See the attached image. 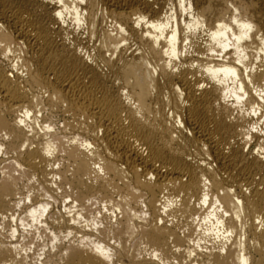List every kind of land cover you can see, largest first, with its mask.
Listing matches in <instances>:
<instances>
[{"label": "bare ground", "instance_id": "bare-ground-1", "mask_svg": "<svg viewBox=\"0 0 264 264\" xmlns=\"http://www.w3.org/2000/svg\"><path fill=\"white\" fill-rule=\"evenodd\" d=\"M230 3L0 0V42L28 46L18 71L0 62V264H264V0ZM117 62L174 150L145 137L144 155L120 127Z\"/></svg>", "mask_w": 264, "mask_h": 264}, {"label": "clouds", "instance_id": "clouds-1", "mask_svg": "<svg viewBox=\"0 0 264 264\" xmlns=\"http://www.w3.org/2000/svg\"><path fill=\"white\" fill-rule=\"evenodd\" d=\"M232 5H237V0H231V3L228 5V7L231 8ZM54 15H56L58 18L57 13H54ZM255 23L257 31L264 30V25L260 24L258 21ZM0 29H3L2 23H0ZM27 48V44H25L22 40L17 43L0 42V62H7L13 71H18L16 61H21L28 54ZM117 68L119 69L120 75H118V78H116L114 81L115 85L117 86L115 96L118 97L117 102L122 106L119 114V123L120 127L125 130L126 133L130 134L131 143L133 146L141 148L143 154L147 155L150 150V146L145 141V137L154 136L160 141L164 150H174L175 147L180 143L179 140H175L173 137V132L175 131L174 122H171L172 126L170 127L168 120L164 119V116L159 110L156 109V115H153L152 110L149 112L147 108L129 104L128 96L136 94L138 84L134 79H129L123 74V70L119 67V62H117ZM10 74L11 72L9 75ZM85 83H87V81H85ZM37 91L41 92L42 95L48 96L52 100L58 96L60 98L59 103L62 105V107L64 109L69 108V101L62 99L54 88H50L47 85L40 83L37 85ZM158 96H163V92L160 91ZM85 118V115L81 116L82 120ZM87 119L89 124L94 122L93 118L91 117H87ZM99 134L103 135V128L99 129ZM188 135L191 136L192 134L189 133ZM87 140L90 142V148L95 147L90 139ZM170 145L171 147H169ZM57 167H59V165H57ZM99 227L102 228L104 225L100 224ZM253 243L256 247H261L259 241H255ZM68 255V252L63 253V258L61 259L60 264H65V259ZM247 264H253L251 256H248Z\"/></svg>", "mask_w": 264, "mask_h": 264}, {"label": "rangeland", "instance_id": "rangeland-1", "mask_svg": "<svg viewBox=\"0 0 264 264\" xmlns=\"http://www.w3.org/2000/svg\"><path fill=\"white\" fill-rule=\"evenodd\" d=\"M56 120V119H55ZM54 120V121H55ZM57 121V120H56ZM57 129V128H56ZM2 160V161H1ZM0 160V172L4 169V167H6L7 165H8V163L10 162L9 160H10V157L9 156H3L2 157V159ZM6 162V163H5ZM15 175H19L18 173H16ZM33 181H36V179H34V180H32V182ZM37 186H38V183L37 182H34ZM28 179H26V178H24V179H22V180H19V186H20V188H21V193L23 192V195L25 194V193H27V191H28ZM31 184H33V183H31ZM30 184V185H31ZM34 185V184H33ZM99 203H101V202H99ZM104 203H102V204H96V205H93V213H94V216L96 215H99L100 216V218H99V220H101L102 222L103 221H105V223L103 222V224H107L108 222H115V217L116 216H118V212H117V214H115L116 212L114 211V213H113V211H110L111 210V208H109V206H108V208L107 207H104L105 205H103ZM107 206V205H106ZM64 207V206H63ZM61 205H60V210L61 211H63V208ZM110 209V210H109ZM57 210V209H56ZM108 210V211H107ZM99 211L101 212V214H99ZM106 211V212H105ZM95 212H96V214H95ZM104 216H103V215ZM99 216H97V217H99ZM106 216V217H105ZM111 216V217H110ZM107 218V220L105 219V218ZM104 219V220H103ZM107 221V222H106ZM113 222V223H114ZM105 226V225H104ZM2 233H6L5 231H3ZM0 238H1V236H0ZM34 238H36L37 239V236L36 237H34L33 235H29V238L27 239V238H25V240H24V244L25 245H27V244H29L30 242H31V240L32 239H34ZM27 239V240H26ZM36 239L34 240V242L35 243H37V245L34 247L33 246V251H31L30 252V255H33L34 254V252L35 251H37V249L39 248V245H41V243H42V241H40V239H38L37 241H36ZM20 240H22V239H20ZM109 240V239H108ZM131 243V242H130ZM128 244L127 246H128V249H130L131 247L132 248H137L138 247V243H136V245L134 244V242H132V244H134L135 245V247H134V245L132 246V244ZM140 247V248H139ZM138 248L140 249H130V251L129 252H131V250L134 252L135 250V254H136V257L134 256V254H133V252H131L132 253V255L136 258L135 260H137V261H142V260H146V261H150V260H152L153 259V256H151L152 255V253H149L150 252V250H147V248L145 247V245L144 244H142V246H141V244H140V246H139ZM144 247H145V249L146 250H142V249H144ZM59 250H54L53 252H52V254H51V258H52V264H58L59 263V261L61 260L60 259V252H58ZM46 256H44V257H42V259L41 260H44V258H45ZM146 257V258H145ZM124 260H123V259ZM144 258V259H143ZM128 259L126 258H124L123 256L122 257H120V255H119V259H118V255L116 256V258H115V264H130V261L128 260ZM172 261V262H171ZM170 261V264H177L176 263V261H174V260H171ZM27 264H35L34 262H36V261H34L33 262V260H32V257L31 258H29L28 260H27ZM127 262V263H126ZM37 264H40V263H37ZM132 264V263H131ZM181 264V263H180Z\"/></svg>", "mask_w": 264, "mask_h": 264}]
</instances>
